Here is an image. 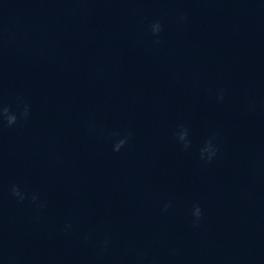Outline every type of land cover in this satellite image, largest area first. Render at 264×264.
Segmentation results:
<instances>
[{"label": "clouds", "instance_id": "clouds-1", "mask_svg": "<svg viewBox=\"0 0 264 264\" xmlns=\"http://www.w3.org/2000/svg\"><path fill=\"white\" fill-rule=\"evenodd\" d=\"M187 20V15L182 14L179 17L180 22H184ZM150 31L154 37L153 45L159 46L162 41L160 39V34L163 31V27L160 21H154L149 26ZM216 99L218 101L224 100V89H218L216 93ZM254 105L250 108L252 110ZM30 116V106L24 101L22 96H17L16 98V110H13L11 105H6L0 102V128L8 127L11 128L13 126L18 125L21 121H27ZM178 142L181 144L183 150L187 151L191 147V141L189 140V130L184 125H180L178 130L174 133ZM111 137H120L119 132L110 133ZM132 136V132H127L123 137L116 139L113 143L112 150L114 152H120L122 148H124L129 142ZM218 134H213L210 136L203 144V146L199 150V158L201 161L211 164L213 160L217 157L219 153V144H218ZM10 194L14 197L18 203L23 204L26 200H29L31 204L38 210L44 211L47 208V201L43 200L39 193L28 194L21 190L19 185L13 184L10 187ZM173 204L171 201H168L163 204L161 211L163 213H167ZM192 216V227L198 228L200 222L203 218V209L199 204H194L192 206L191 211ZM72 223L68 222L61 229L65 234L72 230ZM83 241L87 243L90 239V234H84L82 237ZM110 243V238L106 237L102 242H100V251L101 253H105L108 250V246ZM142 261V258H141Z\"/></svg>", "mask_w": 264, "mask_h": 264}]
</instances>
